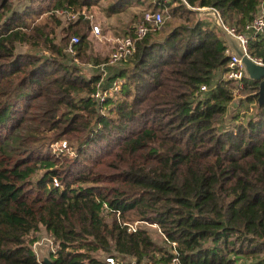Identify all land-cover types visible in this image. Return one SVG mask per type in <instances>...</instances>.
Masks as SVG:
<instances>
[{
	"label": "trees",
	"instance_id": "obj_1",
	"mask_svg": "<svg viewBox=\"0 0 264 264\" xmlns=\"http://www.w3.org/2000/svg\"><path fill=\"white\" fill-rule=\"evenodd\" d=\"M97 1L0 0V264H105L97 252L264 264L259 81L246 76L236 112L227 111L235 83L215 74L226 69L228 43L212 12H199L213 8L241 31L264 0H148V10L165 11L164 23L127 62L107 67L103 89L121 83L100 104L98 68L86 77L74 62L107 60L88 53L89 20L57 16ZM43 13L46 21L31 20ZM247 52L264 62V33ZM63 140L69 158L51 150ZM140 220L158 227L163 244L146 228L127 230ZM41 230L57 244L46 261L32 248Z\"/></svg>",
	"mask_w": 264,
	"mask_h": 264
},
{
	"label": "built area",
	"instance_id": "obj_2",
	"mask_svg": "<svg viewBox=\"0 0 264 264\" xmlns=\"http://www.w3.org/2000/svg\"><path fill=\"white\" fill-rule=\"evenodd\" d=\"M263 3V2H262ZM262 3L257 8L256 13L253 15L252 19L249 20L243 30L239 31L236 27L227 25L221 19L217 10L213 8H199V11L210 10L214 17V23L220 28V30L225 31L229 34L232 38H234L237 43L242 47V50L245 55H247L250 59H252L257 64L264 65V62L259 58L251 57L247 52V44L250 39L257 37L264 33V8ZM59 13L62 14L63 17L67 19H77L79 16H82L84 19H89V15L85 13V9L78 11V12H70L66 10H61ZM164 23V15L161 10H147L142 14V17L135 23L132 32L122 35L121 37H117L114 40V45L107 56V60L100 65L93 66L98 68V73L100 75V79L95 84V92L92 96L95 98L98 104H100L105 97L107 96L108 92H118L120 88L121 81L115 80L112 83V86L108 88V90L103 89L102 81L106 78L108 71L107 67L109 66H116L122 63L127 62L135 52L136 49V42L145 36L157 32L162 24ZM90 32L96 35L100 34V27L97 24H90ZM78 37L72 36L71 37V44L77 43ZM68 52H72L71 45L67 49ZM227 54L229 55V60L226 66V69L221 74V79L223 80H232L235 83V87L232 90V101L228 105V112L229 108L233 106H237V100L243 98L240 91L244 85V78L246 77L244 65L242 63L241 58L235 54L232 48L228 45L226 50ZM208 90L206 85L200 86L199 92H205ZM253 104L248 107V110L243 109L240 110V121L244 120L245 115L251 112ZM227 112V114H228ZM226 114V116H227ZM225 116V117H226ZM64 149L69 150L66 146V142L62 141ZM62 149V150H64ZM53 185H58V181L56 178H53ZM137 229V222H132L127 224L128 231H135ZM51 243L49 246L50 252L55 253L57 244L53 237L50 238ZM39 243L36 241L32 244L33 250ZM128 259V260H126ZM105 264H179V259L177 256H173L170 260H152V259H143L142 261L138 262L133 257H124L118 258L112 255L106 256L104 258Z\"/></svg>",
	"mask_w": 264,
	"mask_h": 264
},
{
	"label": "rangeland",
	"instance_id": "obj_3",
	"mask_svg": "<svg viewBox=\"0 0 264 264\" xmlns=\"http://www.w3.org/2000/svg\"><path fill=\"white\" fill-rule=\"evenodd\" d=\"M116 0H98L96 4L92 5L89 10H85V13L89 15V24H97L100 27V34L96 35L88 31V42L90 45L88 53L93 57L95 55L103 58H107L109 53L111 52L114 40L117 37H121L124 34L130 33L133 30L135 23L140 19L139 15L142 14L144 11L148 10L149 1L142 0L139 2L137 0H132L131 3H128L127 6L124 8L118 9L116 12H111L109 7L115 4ZM151 8V7H150ZM264 8V5H263ZM200 12V11H199ZM163 14L165 15V11L163 10ZM57 16L59 19L66 24L67 22L74 21V19H67L63 17L61 13L57 12ZM166 16V15H165ZM204 17V16H203ZM207 17L210 18L209 15ZM35 22H44L47 20V15L45 13L41 14L40 16H35L33 19ZM59 35V33H58ZM74 36V35H73ZM72 37V36H70ZM71 42V38H70ZM19 51H26V46H21L18 48ZM81 68V72L86 76L89 77L91 74L97 72V68H94L91 64L82 63L79 60L74 61ZM91 63V62H90ZM121 65V64H119ZM117 65V66H119ZM242 108H246L247 104L241 105ZM233 110L232 107L229 108V112ZM52 152L56 153L58 156H63V158L71 157V150H65L62 141L60 143H55L50 145ZM64 149V150H62ZM44 170L39 169L37 170L32 177L34 179L38 178ZM137 222V221H136ZM137 226L146 228L152 239L157 243L163 244V236L158 229V227L154 224H147L143 220L137 222ZM39 239L37 242L39 245L36 247L35 254L39 260L46 259L49 257L50 253V243L51 237L50 235L41 230L38 234ZM96 255L100 259H104L107 255L103 252H97ZM263 255H259L258 259H260ZM264 257V256H263ZM128 260V259H126ZM240 262H245L246 264H252L253 262L250 259L244 261L243 258L239 260Z\"/></svg>",
	"mask_w": 264,
	"mask_h": 264
},
{
	"label": "water",
	"instance_id": "obj_4",
	"mask_svg": "<svg viewBox=\"0 0 264 264\" xmlns=\"http://www.w3.org/2000/svg\"><path fill=\"white\" fill-rule=\"evenodd\" d=\"M225 39L227 40L229 46L232 48L233 52L237 54L244 65L246 76L250 79L259 81V87L257 90V103L259 105H264V65L257 64L247 55L244 54L242 47L237 43V41L232 38L225 31L221 30ZM45 261L47 259H44Z\"/></svg>",
	"mask_w": 264,
	"mask_h": 264
},
{
	"label": "crops",
	"instance_id": "obj_5",
	"mask_svg": "<svg viewBox=\"0 0 264 264\" xmlns=\"http://www.w3.org/2000/svg\"><path fill=\"white\" fill-rule=\"evenodd\" d=\"M264 5V2L262 3V6ZM228 43V42H227ZM229 45V44H228ZM221 74H222V71H218L216 74H215V80L217 81L219 78H221Z\"/></svg>",
	"mask_w": 264,
	"mask_h": 264
}]
</instances>
